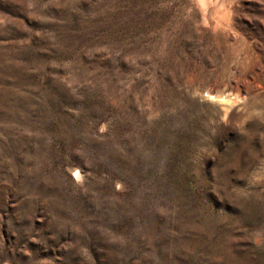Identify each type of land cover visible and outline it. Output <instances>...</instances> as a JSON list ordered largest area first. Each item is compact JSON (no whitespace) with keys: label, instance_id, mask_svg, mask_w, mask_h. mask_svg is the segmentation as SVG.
Returning <instances> with one entry per match:
<instances>
[{"label":"rangeland","instance_id":"1","mask_svg":"<svg viewBox=\"0 0 264 264\" xmlns=\"http://www.w3.org/2000/svg\"><path fill=\"white\" fill-rule=\"evenodd\" d=\"M222 1L0 0V264H264V0Z\"/></svg>","mask_w":264,"mask_h":264},{"label":"bare ground","instance_id":"2","mask_svg":"<svg viewBox=\"0 0 264 264\" xmlns=\"http://www.w3.org/2000/svg\"><path fill=\"white\" fill-rule=\"evenodd\" d=\"M197 1H198V0H197ZM199 1H200L201 4L203 5V7L201 6L202 8H204V6H205V7H208L209 5H212V4H214V3H215V4L218 3V0H199ZM220 1H221V0H220ZM223 1H224V0H223ZM223 1H222V2H223ZM225 1H226V0H225ZM200 2H199V3H200ZM228 3H229V2H228ZM196 4H197V2H196ZM222 4H223V3H222ZM226 4H227V3H226ZM197 5H198V4H197ZM216 5H217V4H216ZM224 5H225V4H224ZM214 6H215V5H214ZM210 7H212V6H210ZM221 7H224V6L222 5ZM225 8H226V7H225ZM215 9H216V8H215ZM219 9H221V8L219 7ZM216 10H217V9H216ZM216 10H214V11H216ZM222 10H223V9H222ZM204 11H205V10H204ZM218 11H220V10H218ZM218 11H217V12H218ZM223 11H224V10H223ZM227 11H228V10H227ZM209 12H210V11H209ZM220 12H221V11H220ZM225 13H226V12H225ZM204 14H206V12H205ZM204 14H203V15H204ZM208 14H209V13H208ZM212 14H213V13H211V15H212ZM217 14H219V13H217ZM221 14H222V13H221ZM226 15H227V14H226ZM216 16H217V15H216ZM205 17H206V16H205ZM205 17H204V18H205ZM211 17H212V16H211ZM214 17H215V16H214ZM219 17H220V16H219ZM225 17H227V16H225ZM225 17H224V18H225ZM220 18H221V17H220ZM222 18H223V17H222ZM215 19H216V18H215ZM215 19H213V20H215ZM215 21H217V20H215ZM208 22H209V21H208Z\"/></svg>","mask_w":264,"mask_h":264}]
</instances>
